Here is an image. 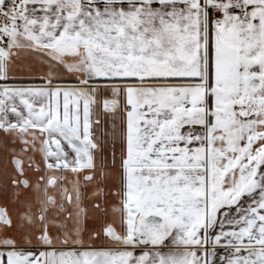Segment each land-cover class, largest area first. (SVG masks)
<instances>
[{
    "label": "snow or ice",
    "instance_id": "obj_1",
    "mask_svg": "<svg viewBox=\"0 0 264 264\" xmlns=\"http://www.w3.org/2000/svg\"><path fill=\"white\" fill-rule=\"evenodd\" d=\"M0 264H264V0H0Z\"/></svg>",
    "mask_w": 264,
    "mask_h": 264
}]
</instances>
